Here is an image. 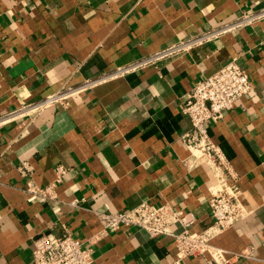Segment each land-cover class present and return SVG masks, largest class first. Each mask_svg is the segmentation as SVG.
<instances>
[{"label": "crops", "instance_id": "crops-1", "mask_svg": "<svg viewBox=\"0 0 264 264\" xmlns=\"http://www.w3.org/2000/svg\"><path fill=\"white\" fill-rule=\"evenodd\" d=\"M263 6L264 0H0V114ZM233 59L253 90L209 130L238 173L251 213L215 243L231 251L256 247L261 260L233 264H264V20L1 127L0 264H33L36 235L65 229L92 251L95 264H173L171 237L151 238L135 227L102 233L95 211L151 201L193 212L195 230L210 221V174L182 163L188 151L180 137L192 128L182 100ZM24 163L39 186L53 182L57 165L71 168L57 200H27Z\"/></svg>", "mask_w": 264, "mask_h": 264}, {"label": "built area", "instance_id": "built-area-1", "mask_svg": "<svg viewBox=\"0 0 264 264\" xmlns=\"http://www.w3.org/2000/svg\"><path fill=\"white\" fill-rule=\"evenodd\" d=\"M264 20V6L244 11L239 17L205 31H194L179 42L148 55L118 65L99 75L76 84L64 83L58 90L35 102L25 103L16 109L0 114V128L23 118H31L57 103H66L98 84L124 77L161 61L189 53L220 37L244 27H251ZM253 90L249 74L236 59L216 72L195 83L182 100V111L192 123V128L181 135L188 151L182 163L188 170L206 168L211 177L209 216L210 221L200 230L197 216L169 203L156 204L145 201L125 211H95L102 225V233L117 231L122 227H135L151 238L168 235L174 241L176 258L173 264L186 259L205 258L208 264H233L242 260H261L256 247L231 251L215 243V240L251 211L243 202V192L238 185L239 175L224 150L218 145L209 127L218 123L226 112L235 108L237 102ZM22 171L29 176L24 194L28 201L57 200V189L63 183L70 167L59 164L55 179L47 186H39L33 180L32 169L24 163ZM29 172V174H27ZM71 206H80L78 200ZM264 248V242L262 244ZM33 264H95L90 249L72 237L68 229L57 235L38 233L34 238Z\"/></svg>", "mask_w": 264, "mask_h": 264}]
</instances>
